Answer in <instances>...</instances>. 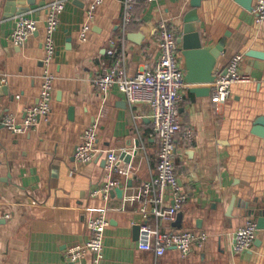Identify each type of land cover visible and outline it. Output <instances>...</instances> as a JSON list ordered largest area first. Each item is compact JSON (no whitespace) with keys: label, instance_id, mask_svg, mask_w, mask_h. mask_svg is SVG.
Here are the masks:
<instances>
[{"label":"crops","instance_id":"obj_1","mask_svg":"<svg viewBox=\"0 0 264 264\" xmlns=\"http://www.w3.org/2000/svg\"><path fill=\"white\" fill-rule=\"evenodd\" d=\"M59 1L65 2V9L54 34L50 112L33 129L14 133L1 120L12 115L19 123L25 108L37 103L47 6ZM79 1L81 7L68 0H0V215L9 214L0 219V264H91L90 253L76 262L66 256L69 248L87 241V220L106 205L119 206L156 174L158 140L150 105H130L116 87L104 98L93 79L110 65L111 47L126 54L130 76L153 64L159 56L157 24L169 20L181 31L191 0L151 4L139 0L124 33L123 0H102L89 21L85 41L79 39V31L96 0ZM197 11L200 31L208 37L206 48L221 40L225 43L214 72L223 70L235 54L264 52V23L257 25L252 11L234 0H201ZM19 16L38 21L37 31L20 47L10 40ZM128 34H141L140 43L128 39ZM180 63L185 75L181 53ZM261 64L244 57L240 73L252 81L233 85L222 104L212 102L211 83L185 81L180 91L179 121L194 135L191 144L180 137L176 140L175 171L187 200L174 221L161 229L205 232L208 241L186 258L173 248L161 257L140 250V204L134 203L125 211L107 213L101 264H264V228L257 230L250 251L231 250L234 231L249 219L257 222V212L264 214V138L256 131L261 128L256 125L258 118H264ZM94 123L100 151L87 164H76V147ZM108 150L128 152L137 171L129 178L113 176L120 187L111 190L107 202L103 194L92 192L107 181Z\"/></svg>","mask_w":264,"mask_h":264},{"label":"built area","instance_id":"obj_2","mask_svg":"<svg viewBox=\"0 0 264 264\" xmlns=\"http://www.w3.org/2000/svg\"><path fill=\"white\" fill-rule=\"evenodd\" d=\"M71 1V0H68ZM102 0H96L87 11V21L79 31V39L85 41L90 31L89 21L93 18L96 5ZM139 0H123V33L132 19V11ZM147 4L155 0H143ZM65 9V2H53L47 6V16L44 30V56L42 58V82L37 103L24 110V117L17 122L12 115H5L1 125L14 133H25L36 127L41 121L47 120L52 102L53 81L55 79L50 70L55 57L56 44L54 34L58 28L59 15ZM254 21L257 25L264 23V0H254L252 7ZM38 21L28 16H19L15 19V27L10 34L11 43L23 46L37 31ZM180 29L169 20H161L157 24L156 38L159 47V56L151 65H145L135 75L127 74L124 51L116 52L113 47L107 50L112 57L110 65L102 68L100 75L93 79L98 92L107 96L112 87L125 96L130 105L147 103L152 109L151 124L158 140L156 174L149 180L142 182L134 193L125 198L119 206L106 205L100 212L87 220L89 237L79 246H73L66 251L67 258L76 262L92 255L91 264H101L103 259L104 231L109 225L107 213L110 211H125L126 206L139 203L141 223L139 224L138 248L152 252L156 257L163 256L168 250L175 249L181 258L189 256L194 249H200L208 241L205 232L189 230L167 231L161 225L174 221L178 212L183 208L187 195L179 185L176 175V140L180 137L185 144H191L193 130L183 127L179 121L178 104L181 100L180 91L185 87L184 72L180 63L178 39ZM245 55L235 54L231 57L223 70L214 72V81L211 83V99L215 105L228 100L231 88L235 84H247L252 81L249 75L240 73L241 63ZM264 79V78H263ZM97 124H91L83 132L73 155L76 164H87L100 151L96 148ZM124 151L108 150L105 154L107 181L92 195L103 194L109 201L112 189L120 187L114 175L132 177L137 166L130 162H123L121 154ZM128 153V152H127ZM123 163V165H122ZM152 216L153 220L148 218ZM9 214L0 215V219H7ZM257 224L254 220H247L233 233L231 250L234 254L250 251L257 233Z\"/></svg>","mask_w":264,"mask_h":264},{"label":"water","instance_id":"obj_3","mask_svg":"<svg viewBox=\"0 0 264 264\" xmlns=\"http://www.w3.org/2000/svg\"><path fill=\"white\" fill-rule=\"evenodd\" d=\"M74 5L79 7L82 6V2L79 0H71ZM237 4L243 7L247 11H252V2L253 0H234ZM31 2V1H29ZM201 0H191L190 6L192 7L182 19V30L181 36L178 39L180 45L179 52L185 58V70L186 74L184 75V81L189 83H212L214 81V70L216 68V58L223 51L224 41H219L215 46L211 48H206L205 42L208 39L207 36L203 35L198 26L199 17H198V8L200 6ZM33 4V3H31ZM20 14V13H18ZM128 39L139 44L142 35L141 34H128ZM68 43L70 38H68ZM246 58L258 61V63H264V52H257L255 50H250L245 54ZM262 65V64H261ZM255 68H259L256 67ZM262 68V67H261ZM260 69V68H259ZM256 125L261 126V128H256L258 136L264 138V118H258ZM263 126V127H262ZM135 155L136 153L133 152ZM121 158L125 162H130L132 156L123 152ZM120 194V192H118ZM262 212H257L258 220L256 222L257 229L264 228V223ZM180 215L177 216L176 221L180 220ZM139 230V226L137 227Z\"/></svg>","mask_w":264,"mask_h":264}]
</instances>
